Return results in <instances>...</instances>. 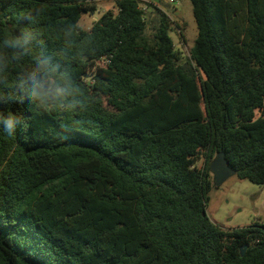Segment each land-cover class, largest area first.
I'll return each mask as SVG.
<instances>
[{
	"label": "trees",
	"instance_id": "trees-1",
	"mask_svg": "<svg viewBox=\"0 0 264 264\" xmlns=\"http://www.w3.org/2000/svg\"><path fill=\"white\" fill-rule=\"evenodd\" d=\"M190 2L186 61L168 14L121 0L82 29L87 59L69 60L84 111L0 105L19 121L12 136L0 128V264H264V224L223 230L207 214L219 154L264 187V0ZM96 11L0 0V37L30 27L51 53L53 25Z\"/></svg>",
	"mask_w": 264,
	"mask_h": 264
},
{
	"label": "clouds",
	"instance_id": "clouds-1",
	"mask_svg": "<svg viewBox=\"0 0 264 264\" xmlns=\"http://www.w3.org/2000/svg\"><path fill=\"white\" fill-rule=\"evenodd\" d=\"M52 31L59 47L51 53L30 27L0 37V105L27 102L44 113L67 117L87 108L88 99L69 60L87 59L92 37L82 36L78 22H59ZM25 57H31V64L10 79L13 66ZM18 123L15 115L0 112V128L9 136L15 134Z\"/></svg>",
	"mask_w": 264,
	"mask_h": 264
},
{
	"label": "rangeland",
	"instance_id": "rangeland-1",
	"mask_svg": "<svg viewBox=\"0 0 264 264\" xmlns=\"http://www.w3.org/2000/svg\"><path fill=\"white\" fill-rule=\"evenodd\" d=\"M97 11L85 13L80 21L84 30H89L105 12L115 8V4L96 3ZM174 8L169 9L174 22L170 31L175 50L182 53L183 60L190 58V51L198 35L190 0H180ZM179 27V28H178ZM216 157L213 159V161ZM206 156L202 155L197 168L203 169ZM207 214L211 221L223 230L248 227L255 222L264 224V187L248 180H241L236 175L220 176L213 173V188L208 194Z\"/></svg>",
	"mask_w": 264,
	"mask_h": 264
},
{
	"label": "built area",
	"instance_id": "built-area-1",
	"mask_svg": "<svg viewBox=\"0 0 264 264\" xmlns=\"http://www.w3.org/2000/svg\"><path fill=\"white\" fill-rule=\"evenodd\" d=\"M119 1L121 0H95L96 3L98 2V3L115 4V6ZM134 1H136V3L138 4V8L145 13L150 12L154 8H158L161 11L168 14L169 17H170L169 9L174 8V10L177 11L176 6L180 2V0H134Z\"/></svg>",
	"mask_w": 264,
	"mask_h": 264
},
{
	"label": "water",
	"instance_id": "water-1",
	"mask_svg": "<svg viewBox=\"0 0 264 264\" xmlns=\"http://www.w3.org/2000/svg\"><path fill=\"white\" fill-rule=\"evenodd\" d=\"M211 171L215 174L217 180H219L221 172L226 173L227 177L235 175V171L231 169L223 154H219L216 159L212 162ZM247 248L248 245L245 246L242 252L243 256L245 255V251Z\"/></svg>",
	"mask_w": 264,
	"mask_h": 264
},
{
	"label": "flooded vegetation",
	"instance_id": "flooded-vegetation-1",
	"mask_svg": "<svg viewBox=\"0 0 264 264\" xmlns=\"http://www.w3.org/2000/svg\"><path fill=\"white\" fill-rule=\"evenodd\" d=\"M221 174L224 175V176L226 175V173H223V172H221Z\"/></svg>",
	"mask_w": 264,
	"mask_h": 264
}]
</instances>
